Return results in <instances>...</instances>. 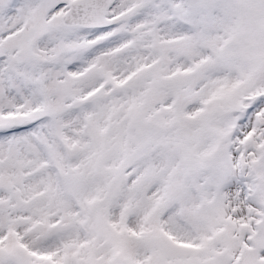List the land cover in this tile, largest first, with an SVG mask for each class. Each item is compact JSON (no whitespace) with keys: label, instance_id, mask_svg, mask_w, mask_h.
<instances>
[{"label":"snow or ice","instance_id":"1","mask_svg":"<svg viewBox=\"0 0 264 264\" xmlns=\"http://www.w3.org/2000/svg\"><path fill=\"white\" fill-rule=\"evenodd\" d=\"M0 264H264V0H0Z\"/></svg>","mask_w":264,"mask_h":264}]
</instances>
